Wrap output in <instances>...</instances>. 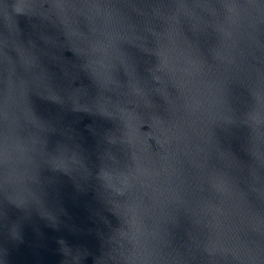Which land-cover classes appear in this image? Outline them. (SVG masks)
I'll return each instance as SVG.
<instances>
[{"label": "water", "instance_id": "obj_1", "mask_svg": "<svg viewBox=\"0 0 264 264\" xmlns=\"http://www.w3.org/2000/svg\"><path fill=\"white\" fill-rule=\"evenodd\" d=\"M0 264H264V0H0Z\"/></svg>", "mask_w": 264, "mask_h": 264}]
</instances>
